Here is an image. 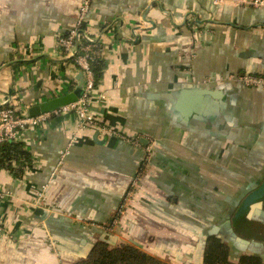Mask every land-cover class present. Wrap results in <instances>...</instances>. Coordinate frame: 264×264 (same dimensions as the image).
<instances>
[{
	"label": "crops",
	"instance_id": "0c3cea01",
	"mask_svg": "<svg viewBox=\"0 0 264 264\" xmlns=\"http://www.w3.org/2000/svg\"><path fill=\"white\" fill-rule=\"evenodd\" d=\"M81 1L0 0V94L19 91L27 112L76 85L75 62L57 41L75 27ZM90 1L87 29L105 65L96 122L56 115L23 131L30 164L22 174L0 166V264H73L98 239L200 263L205 234L224 235V212L234 218L264 180V88L235 78L264 76V7ZM184 88L213 92L206 102L216 105L176 113L167 97ZM253 202L243 208L250 226L264 228V201ZM233 228L260 243L227 237L234 248L264 254L263 240Z\"/></svg>",
	"mask_w": 264,
	"mask_h": 264
},
{
	"label": "trees",
	"instance_id": "16d2710c",
	"mask_svg": "<svg viewBox=\"0 0 264 264\" xmlns=\"http://www.w3.org/2000/svg\"><path fill=\"white\" fill-rule=\"evenodd\" d=\"M83 44H90L91 66L95 78V89L101 82L105 70L104 62L94 55V45L86 40ZM31 162V154L20 141H5L0 145V166L6 167L17 174H22L23 169ZM256 191V190H255ZM264 201L254 200L253 203ZM247 205V204H246ZM250 205V204H249ZM115 213V217L120 216ZM250 209H243L234 219L235 230L247 237H256L264 241V228L250 226ZM114 221L106 227H113ZM1 225V224H0ZM204 252L200 264H264V254L259 251L247 249L238 250L232 242L222 234H205ZM73 264H175L160 256L154 255L139 245L132 242H120L112 245L106 239H98L92 245L86 257Z\"/></svg>",
	"mask_w": 264,
	"mask_h": 264
},
{
	"label": "built area",
	"instance_id": "2783aa9c",
	"mask_svg": "<svg viewBox=\"0 0 264 264\" xmlns=\"http://www.w3.org/2000/svg\"><path fill=\"white\" fill-rule=\"evenodd\" d=\"M216 4L234 2L236 4L253 5L255 7H264V0H213ZM91 10V1L82 0L79 8V17L74 28L67 34L60 36L57 46L60 53L69 57L75 62V68L81 72L84 77V92L82 96L73 103L63 105L55 110L41 113L36 116L30 115L22 104L20 92L11 93L10 96L0 94V145L5 141H20L25 129L44 127L46 122L56 115L72 114L81 121L84 126L86 122H96L95 103L103 94L95 96V78L91 66V47L90 44H83L86 39L89 43L93 42L91 32L87 29L88 14ZM240 82L248 86H257L264 88V76L257 74H243L235 77ZM140 136H136L134 141L141 144ZM148 145V144H147ZM146 150L150 151V146ZM0 191V198L3 196ZM3 226L0 225V233Z\"/></svg>",
	"mask_w": 264,
	"mask_h": 264
},
{
	"label": "water",
	"instance_id": "95a60500",
	"mask_svg": "<svg viewBox=\"0 0 264 264\" xmlns=\"http://www.w3.org/2000/svg\"><path fill=\"white\" fill-rule=\"evenodd\" d=\"M141 26H139L138 28H140ZM69 58V57H67ZM83 85H84V77L83 74L81 72L77 73L76 76V85L73 87L72 90H70L69 92L63 94V95H59V96H55L53 98H50L48 100H45L43 102H40L38 104L32 105L28 108V113L32 116H36L39 115L41 113L44 112H48V111H52L55 110L63 105L69 104V103H73L76 102L83 94L84 89H83ZM213 92H209V91H205L202 90L200 88H184L178 92H176L174 95H170L167 97V99L170 102H175V106L174 109L177 111L176 113H182L184 117H187V115L195 112L198 115L201 114V110L202 108L205 107V105H211V106H215V103L212 102H206L207 100H210L212 96H216V95H212ZM7 96H10L11 93H6ZM208 107V106H207ZM178 119H180V117H178ZM141 142H143V144H147L148 143V139L145 137L141 138ZM264 199V180L261 184V186L259 188L256 189L255 192H252L249 196H247V198L245 199L243 206L241 209H239L235 215V217L233 219H236L238 214L241 213V211L243 210V208H245L246 204L251 203L254 200H260V199ZM264 215V214H263ZM226 228L228 229V232L231 233V237H229V239L233 240V241H237L235 243L238 247H242L244 248L245 245H257L259 246L260 243L257 242H252L249 244V242L245 239L240 238L234 231L233 225L231 222L227 221L225 223ZM217 229H219L217 226H215L211 233L216 231Z\"/></svg>",
	"mask_w": 264,
	"mask_h": 264
},
{
	"label": "rangeland",
	"instance_id": "374dc122",
	"mask_svg": "<svg viewBox=\"0 0 264 264\" xmlns=\"http://www.w3.org/2000/svg\"><path fill=\"white\" fill-rule=\"evenodd\" d=\"M95 96H98V94L96 93ZM222 197H223V196L220 197V202L218 203V204L221 205V206H222V201H223V198H222ZM218 204H217V205H218ZM206 205H207L208 207H211V206H212L211 204H209V205L206 204ZM214 206H216V204H215ZM121 212L123 213L124 210H121ZM204 212L206 213V211H204ZM208 213H210V212H208ZM211 213H212V212H211ZM120 214H121V213H120ZM213 214H214V211H213L212 215H213ZM196 229H197V228H196ZM226 234H227V237H231V233L228 232V229H227V231H226ZM156 241H157V240H156ZM156 241H155V243H158V242H156ZM182 243H183V242H181V245L183 246L184 244H182ZM184 243H186V242L184 241ZM184 246H185V245H184ZM186 249H187V253H188L187 255H190V254H192V253L194 254V252H193L192 250H190V252H189V250H188L189 248L186 247ZM168 260H171V259H168ZM187 261L189 262L188 264H200V263H199V260H197V261H196V260L191 261V260L189 259V260H187ZM171 262L174 263L173 261H171Z\"/></svg>",
	"mask_w": 264,
	"mask_h": 264
},
{
	"label": "flooded vegetation",
	"instance_id": "af4514ba",
	"mask_svg": "<svg viewBox=\"0 0 264 264\" xmlns=\"http://www.w3.org/2000/svg\"><path fill=\"white\" fill-rule=\"evenodd\" d=\"M238 196V195H237ZM233 203H235V202H232V204ZM225 213V215H227V216H229V219L227 220V221H229V222H231L232 223V225L234 224V219L231 217V213L230 212H228V211H226V212H224ZM227 219V218H226ZM226 219H224V218H222L221 220H219V221H221V229H222V233L223 234H225V236L227 235L226 234V231H227V228H226V225H225V223L227 222V221H225ZM223 224V225H222Z\"/></svg>",
	"mask_w": 264,
	"mask_h": 264
}]
</instances>
